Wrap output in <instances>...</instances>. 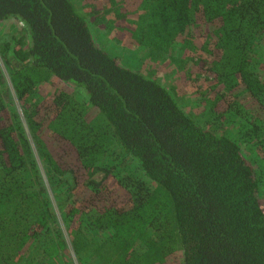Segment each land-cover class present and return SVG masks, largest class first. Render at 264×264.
<instances>
[{
  "label": "trees",
  "instance_id": "16d2710c",
  "mask_svg": "<svg viewBox=\"0 0 264 264\" xmlns=\"http://www.w3.org/2000/svg\"><path fill=\"white\" fill-rule=\"evenodd\" d=\"M96 1L0 0V264H264V0H127L134 68Z\"/></svg>",
  "mask_w": 264,
  "mask_h": 264
},
{
  "label": "rangeland",
  "instance_id": "374dc122",
  "mask_svg": "<svg viewBox=\"0 0 264 264\" xmlns=\"http://www.w3.org/2000/svg\"><path fill=\"white\" fill-rule=\"evenodd\" d=\"M96 0H81L80 7L81 9L86 12L88 5L90 12L94 13L95 9L92 7L94 5V2ZM114 1V0H113ZM112 0H107L108 3V10L107 12L110 16V18H114L111 21L105 20V21H95L90 23L89 28L91 29L92 36L94 38V41L102 47L105 51H107L109 54L117 55L118 60L123 63L124 65L134 68L136 64V59L133 57V54L131 53L129 58L126 59L125 56H128L129 53H127V50L130 49V47L126 46L128 42H125L127 38V31L129 28V22L132 23L131 17H135L138 12V6L135 9L136 15L128 16V12L126 9L125 3L127 0H115L113 2ZM131 1V0H130ZM97 2V1H96ZM115 3V4H114ZM119 6H122L125 8H118ZM116 7V8H115ZM120 12H124L125 16L120 14ZM135 14V13H134ZM122 15V16H121ZM117 17L121 18L123 20H118ZM130 18V19H129ZM12 19H5L3 22H0V30L6 31L9 28V25L12 24ZM2 57L0 55V68L5 71L4 64L2 62ZM137 67L140 69V71H146L148 69H152L154 71V74L159 77V80L165 85H169V83L176 79L177 73H173V68L170 66V64H165V62L157 61L154 59L149 58H143V61L137 65ZM51 88L49 84H46L43 89H46L47 91ZM180 95V94H179ZM190 102L187 101V104L182 105V108L187 111L189 108L187 106ZM194 113V109L191 110ZM196 113V111H195ZM194 113V114H195ZM243 153V156L245 157L246 153L240 149ZM247 157V155H246ZM99 176V174H97ZM259 201L264 209V201L261 195H259ZM40 250V248H39ZM71 251V249H70ZM38 250H35L34 253H37ZM40 253L37 254V257H39ZM70 255L72 256V251L70 252ZM74 259V264H77ZM164 262V261H163ZM180 255L179 253H173L170 255V257L166 258L165 264H180ZM164 264V263H159Z\"/></svg>",
  "mask_w": 264,
  "mask_h": 264
}]
</instances>
